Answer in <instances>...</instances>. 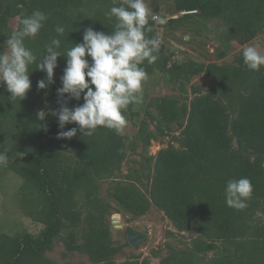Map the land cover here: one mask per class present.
<instances>
[{"label": "trees", "instance_id": "1", "mask_svg": "<svg viewBox=\"0 0 264 264\" xmlns=\"http://www.w3.org/2000/svg\"><path fill=\"white\" fill-rule=\"evenodd\" d=\"M172 3L163 25H185L200 33L203 22L221 23L213 35L220 44L214 50L219 59L264 33V0ZM120 4L121 0H0V53L9 50L7 41L21 29L25 17L36 10L47 15L38 35L24 38L25 47L37 57L29 68L27 96L12 101L0 83V152L7 156L0 180L8 173L21 179L16 200L44 227L37 234L0 231V264H57L49 255L56 238H62L66 254L80 253L93 264H264V66L249 70L243 50L231 63L187 59L170 64L159 23L150 20L152 31L145 35L158 39V59L141 67L146 74L169 75L179 83V94L152 98L148 119L141 120L134 136L125 131L118 135L103 126L92 135L75 123L59 127L54 113L64 106L82 105L83 96L77 100L57 91L63 86L66 55L57 58L54 82L43 89L37 83L47 74L36 64L49 55L46 46L54 38L61 40L57 50L63 53L82 43L89 27L111 34L116 20L106 13ZM15 17H19L16 29L10 25ZM58 25L65 28L63 35L56 33ZM202 74L210 80L192 83ZM45 98L51 105L40 121L37 113ZM134 105L124 113L127 121L138 115ZM72 128L78 129L74 137L58 138V132ZM178 130L179 143L168 142L156 155L149 154L152 140L171 137ZM129 153L139 159L133 158L134 164L123 173ZM243 177L251 181L253 192L247 207L238 210L226 204L225 187L228 180ZM105 181L108 198L103 195ZM153 206L176 229L169 234L190 235L182 245L166 241L144 257L128 252L127 237L121 243L113 238L117 229L111 215L118 212L130 221L148 214ZM119 256L125 259L118 262ZM153 257L160 258L159 263Z\"/></svg>", "mask_w": 264, "mask_h": 264}, {"label": "clouds", "instance_id": "2", "mask_svg": "<svg viewBox=\"0 0 264 264\" xmlns=\"http://www.w3.org/2000/svg\"><path fill=\"white\" fill-rule=\"evenodd\" d=\"M106 15L116 20L111 34L89 27L84 32L83 42L65 49L63 53L57 50L61 40L54 38L46 46L49 55L36 64L47 74L46 80L37 83L38 88L43 89L46 84L54 82L57 58L66 55L67 66L61 77L63 86L57 91L61 96L70 93L77 100L83 96L82 105L74 108L64 106L54 113L58 115L61 129L68 123H75L87 135H92L98 126L123 135L127 124L124 113L129 104L139 102L138 94L146 79L147 74L141 65L145 61L152 64L158 59L159 41L146 37L145 33L152 31L150 20L160 24L165 21L153 15L145 0H121L120 6H112ZM46 20L47 15L39 10L25 17L21 21V29L14 31L7 41L9 51L0 53V83L6 86L12 101L23 100L27 96L31 88L29 68L37 60L25 47L24 38L36 37ZM55 31L63 35L65 28L58 25ZM242 55L249 70L260 71L264 66V54L255 46L245 47ZM45 115L43 110L37 113L40 121L45 119ZM77 130L72 128L57 135L58 138L71 139ZM6 163V154L0 152V166ZM252 192L253 186L247 177L230 179L225 187L226 204L242 210L247 207L246 201Z\"/></svg>", "mask_w": 264, "mask_h": 264}, {"label": "rangeland", "instance_id": "3", "mask_svg": "<svg viewBox=\"0 0 264 264\" xmlns=\"http://www.w3.org/2000/svg\"><path fill=\"white\" fill-rule=\"evenodd\" d=\"M151 12L155 14L157 18H163L165 22L170 18L171 12L169 11L172 6L173 0H145ZM158 9V10H157ZM19 17L12 18L10 25L16 29L18 26ZM195 23V22H194ZM201 23V32L195 33L194 30L188 29L187 26L182 25L178 28H173L168 25L159 23L160 38L166 46V52L170 55V64L174 62H182L187 59H194L197 61H204L209 63L211 61H217L219 63H231L235 62L240 52L247 46H255L262 54H264V33L253 38L249 42L243 45H237L224 59H219L214 55V50L219 46L217 39L213 37L215 32H219L221 23L216 20H209ZM199 22L195 25H200ZM191 26V25H190ZM9 51V50H8ZM169 75L155 72L153 74H147L146 79L142 82V90L139 94V102L135 103L134 110L138 112V115L131 120L127 121L124 129L126 135L134 136L138 129L141 120L147 116V108L152 98L163 95H178V84L171 80ZM210 78L207 76L197 75L193 78L192 83L208 82ZM191 84H188V88ZM51 105L48 98L43 99L40 103L41 110L45 111ZM149 110L155 112L154 108ZM151 128H154L153 124H150ZM180 130L174 132L179 137ZM171 137H165L163 140H152V144L149 147V154L156 155L158 151L167 146L168 142H171ZM139 159L137 154L129 153V157L124 163L122 172H128L129 166L134 164L132 159ZM21 183V179L13 173H8L4 178L0 180V231H4L10 234H16L20 231L28 230L34 234H37L44 227L43 224L35 222L30 216H27L20 207L16 200V193ZM109 182L103 183V195L108 198L106 188ZM115 215V216H114ZM128 216L115 212L111 215L112 223L115 224L117 231H114L113 238L117 243L124 242L126 240V234L124 233L127 225H132L136 229L143 231L149 235V239L144 242L139 250L134 249L131 245L127 248L128 252L135 251L137 254L142 253V257L151 255L153 249H157L159 246L164 245L166 241H171L177 245H182L183 239H186L190 233L184 232L183 235L169 234L170 230H175L171 221L165 216L164 212L159 210L156 206H153L148 214L141 216L137 219L128 221ZM120 220V221H117ZM122 224L123 227L117 225ZM118 230H121L120 232ZM182 236V238H181ZM66 246L62 238H56L53 244V249L49 251V255L52 256L57 264H93L87 256L80 253L66 254ZM67 252V251H66ZM66 254V255H65ZM125 257H118L117 261L122 262ZM154 263H159L160 258H152Z\"/></svg>", "mask_w": 264, "mask_h": 264}, {"label": "water", "instance_id": "4", "mask_svg": "<svg viewBox=\"0 0 264 264\" xmlns=\"http://www.w3.org/2000/svg\"><path fill=\"white\" fill-rule=\"evenodd\" d=\"M171 142H177V143L180 142V139L177 134H173L171 138ZM117 226L123 227L122 224ZM125 231L129 244L136 250H139L141 245L149 239V235L147 233H144L143 231L136 229L134 226L130 224L125 227Z\"/></svg>", "mask_w": 264, "mask_h": 264}]
</instances>
